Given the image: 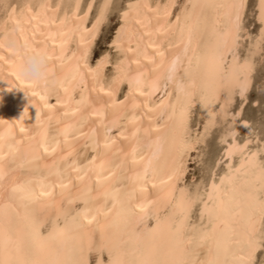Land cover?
Returning <instances> with one entry per match:
<instances>
[{
	"label": "bare ground",
	"instance_id": "bare-ground-1",
	"mask_svg": "<svg viewBox=\"0 0 264 264\" xmlns=\"http://www.w3.org/2000/svg\"><path fill=\"white\" fill-rule=\"evenodd\" d=\"M112 1L109 0L110 4ZM104 2L105 0H0V57H3L0 59V157L3 158L0 160V165L8 170L10 177L31 178L34 181L45 180L55 171L56 165H62L61 157L64 153L61 148L42 160L35 159L31 153L26 154L24 158L14 153L17 148L22 150L26 148L27 143H35L32 137L41 140L45 134L49 147L54 145V138L57 137L62 144L63 138L60 133L68 124L79 128L81 122L93 109L99 110L101 103L108 101L101 88L104 91L109 89L121 61L124 62L121 71L131 70L132 75L139 76L141 81L139 91L133 92L135 107L130 100L126 107L109 110L107 122L118 120L121 130L128 139L118 141L126 147V161L100 194L103 197L104 191L109 193L107 206H104L101 198L93 212L95 221L79 232L69 231L62 237L66 245L72 248L81 241L86 244L89 235L94 234V248L85 254L87 264H108L107 246H118L130 256L149 245L168 247L172 241L166 235L164 225L169 221L175 204L181 198V189L192 194L196 193L198 188L200 196L207 202L206 189L212 183V174H216L215 183L219 184V177L227 171L228 163L232 164L233 169L240 167L244 156L257 148V144L251 146L249 143L248 150L243 156L235 154L229 159L225 154L227 146L233 143V140L238 146H243L246 141H252L249 133L251 126L247 119L238 121L234 125L238 120L240 108L235 113H230L235 95H240L238 88L230 95L227 103L224 99L225 94H221L219 102L212 105L211 120L209 111L196 102L184 124L181 125L182 104L177 100L175 85L165 80L167 67L177 57L184 66H187L191 60L195 69L197 61L203 64L204 58L211 55L218 42V33L225 26L224 10L216 5L230 3L232 0H127L122 8H119L120 24L111 41L113 47L116 41L120 45L119 49L115 46L113 53L107 50L92 61L94 43L103 24L107 22L109 10L112 8L107 11L105 19L93 32L92 28L88 29L92 11L88 9V5L91 3L96 8L91 19L94 23L99 5ZM247 2L248 0H244L243 38L236 56L240 62L248 57L256 64V57L264 47L260 40L261 29L264 28V24L260 21L261 0H255V18L259 22L255 34L250 33L244 25ZM130 4L139 7L130 9L128 7ZM193 5L196 7L193 8ZM126 12L129 15L125 18ZM178 15L179 21H177ZM118 32L119 37H117ZM242 47L245 48L243 53ZM250 47L254 54L249 53ZM85 48L89 55L87 60L83 61L80 60V56ZM129 49L131 51H128ZM24 52H44L51 57L47 60L49 69L47 83L42 81L34 84L19 76L17 65L20 54ZM101 57L105 60L97 72V61L101 60ZM226 60L232 63L233 56L226 55ZM78 61L80 68L77 73L75 70ZM73 76H75L74 81H72ZM65 78L71 82H66V86L69 87L67 94L58 83ZM123 88L124 93L120 95ZM140 92L144 95H140ZM128 94V81L125 80L119 85L115 98L119 102ZM57 97L62 103H69L68 116L64 115L66 109L57 104ZM82 97L85 102L79 106L82 113L72 116V110L77 107L75 102L80 101ZM45 100L47 105L56 107H46ZM88 104H92V108L83 111ZM222 104L223 110L220 107ZM197 105L204 122L201 131L193 134L190 118ZM38 109L41 114L39 125L36 120ZM228 116L232 117V120L230 119L232 122L224 127L221 141L225 142V145L221 149L220 156L215 160L219 162L224 159V167L217 173V164H214L216 169L212 168L211 176L207 181L200 180L201 183L191 188L184 182L186 161L190 151L196 148L198 143H203L219 119L228 120ZM91 119L95 120L96 117L92 116ZM21 128L25 131L21 132ZM239 128H245L247 131L242 139L236 136ZM83 132L90 133V127L85 126ZM115 133L114 128L113 135ZM133 133H136L135 137ZM230 133H234V137ZM76 135H79V132ZM91 145L90 136L84 135L78 141H73L69 151L73 153V157L76 153H83L84 157L91 159L95 154ZM87 159H82V162L87 163ZM133 159L135 163L132 162ZM178 164H182L183 171L176 179L173 177ZM146 167L148 177L156 184V188L153 189L152 184L149 183L144 198L137 196L135 199H130L129 194L134 187V179L129 177L134 178L143 174ZM4 183L11 184V179ZM2 187L3 185L0 184V215H2V206L7 203V212L14 227L18 226L27 231L33 221L42 222L45 224V228L42 229L45 235L54 227L59 229L65 227V220L61 215L62 206L58 199L43 198L42 205L24 208L17 198L5 200ZM253 187L257 190L256 195H262L259 191L260 184L255 181V177L246 169H241L235 174L232 185H225L215 194L214 201L209 203L220 205L219 220L215 221L219 231L224 229L225 223L239 227L247 221L252 208L248 195ZM116 189H121L117 207L109 212L108 210L112 208V193ZM203 207V203L197 202L191 208L185 231L186 239L189 236L193 237L191 250L195 254L190 256V259L198 262L208 258V247L215 246L216 243V236L212 235L213 222H210L207 214L201 216ZM101 212L107 215H101ZM77 224H80L79 220ZM260 228L257 219V236L260 234ZM205 232L209 234V238L201 242L199 236ZM263 246L257 244L251 256L252 264H258V251Z\"/></svg>",
	"mask_w": 264,
	"mask_h": 264
},
{
	"label": "snow or ice",
	"instance_id": "snow-or-ice-1",
	"mask_svg": "<svg viewBox=\"0 0 264 264\" xmlns=\"http://www.w3.org/2000/svg\"><path fill=\"white\" fill-rule=\"evenodd\" d=\"M93 7L94 5L91 3L88 5L89 10ZM110 7L109 0H105L104 3L99 5L96 20L92 26L93 32L103 22ZM128 7L132 9L139 6L130 4ZM195 7L196 5H193V8ZM216 7L224 10L225 26L218 33V42L211 55L204 58L203 64L197 61L195 69L192 67L191 60H189L187 66H184L179 57L167 67L165 80L167 83L175 85L177 100L182 104L181 125L184 124L196 102L209 111L211 120L213 115L212 105L219 102L222 93L225 94L224 99L227 103L230 95L238 88L241 99H243L255 71V64L248 57L240 62L236 56V51L240 48V41L243 38L242 10L245 7L244 0H232L230 3L219 4ZM259 7L261 11L260 21L261 24H264V0H261ZM128 15L127 12L124 13L125 18ZM179 20L180 16L178 15L177 21ZM119 34L118 32L117 37H119ZM260 40L262 46H264V28L261 29ZM114 46L118 49L120 47L116 41H114ZM128 51H131V49ZM249 53L254 54L251 47ZM88 55V50L85 48L80 60L86 61ZM226 55L233 56L232 63L227 62ZM0 59H3V57H0ZM46 59H51V57L46 55ZM104 60L105 58L101 57V60L97 61V72L102 67ZM123 63L121 61V64L117 66V75L113 76L109 89L104 91L101 88L104 95L108 97V101L102 102L99 110L93 109L87 118L81 122L79 128L68 124L60 133L63 138L62 144L60 138L57 137L54 138V145L49 147L45 134V137L41 140L32 137L31 139L35 143H27V147L23 150L21 148L15 150L14 155L19 154L21 158L31 153L35 159L42 160L61 148L64 153L61 157L63 163L55 166V171L51 173L50 177L40 181H34L31 178L10 177L8 170L0 165V184L3 185L2 194L5 200L17 198L20 200L22 207L29 208L42 205L43 198L58 199L62 206L61 215L65 220L63 229L54 227L46 235L42 231L45 224L38 221H33L30 228L25 231L18 226H13L7 212L8 204L5 203L2 206V215H0V264H87L85 254L91 252L94 248V234L89 235L86 244L81 241L72 248L66 245L62 237L69 231L79 232L95 221L96 218L93 212L96 205L100 203L101 198L105 207L108 203L109 193L104 191L103 197H101L102 190L106 188L107 182L117 175V170L127 159L126 147L118 141L127 140L128 137L121 130L118 120L113 119L110 123L107 122L109 110L126 107L130 100L133 102V107L136 106L133 92L139 91L141 81L139 76L132 75L131 70L122 72L121 66ZM132 63L136 62L132 61ZM79 68L78 61L75 70L77 73ZM74 80L75 76L72 77V81ZM125 80L128 81L129 94L125 95L124 100L117 102L116 92L119 90V85ZM44 81L47 83V78ZM66 82L71 83L67 81V78L58 82L59 87L65 94L69 92ZM139 94L144 95L143 92ZM42 99L45 98L42 97ZM75 103L77 107L72 110V116L82 113L79 106L85 102L82 97L80 101ZM57 104L66 109L64 115L68 116L69 103H62L60 98L57 97ZM45 106L49 108L56 107L55 105H47L46 100ZM220 107L223 110L224 105L222 104ZM87 108H92V104H88L83 111H87ZM92 116H95L96 119H91ZM36 120L37 125H39L41 120L39 109L36 112ZM85 126L90 127V133L83 132ZM114 128L116 129L115 135H113ZM261 130L264 132V121L261 123ZM24 131L21 128V132ZM77 132H79V135H76ZM230 134L233 137L235 135L234 133ZM84 135H89L92 140L91 146L95 154L91 156V159L84 157L83 153H76L73 157V153L69 151L73 141H78ZM135 135L136 133H133V137ZM261 139L264 140V136ZM249 143L250 141H246L243 146H238L233 140V143L226 148V156L229 159L235 154L243 156L248 150ZM134 151L135 149H133ZM120 157H123V159H118ZM2 159L0 157V160ZM82 159H87V163H83ZM132 162L135 163L136 161L133 159ZM21 168H23V165H21ZM241 169H246L250 175L255 177V181L260 184L259 191L262 195H256L257 190L253 187L248 195V199L252 202V208L247 221L239 227L225 223L224 229L219 231L215 221L219 220L220 205H210L209 202L214 201L215 194L219 193L225 185L233 184L235 174L239 173ZM182 171V164H178L173 178L178 179ZM9 179H11V184L4 183ZM129 179H134V187L129 194L130 199H135L137 196L144 198L149 183L152 184L153 189L156 188V184L148 177L147 167L143 174L134 178L129 177ZM219 179L220 183L216 184V174H212V183L206 189L207 202L200 196L198 188L197 192L192 194H188L181 189V198L175 204L169 221L164 225V231L172 241L168 247L160 248L149 245L130 256L118 246H107L108 264H252L251 256L257 244L264 245V143L257 141L256 150L244 156L240 167L233 169L232 164L228 163L227 171ZM120 191L121 189H116L112 193V208L108 210L109 212L117 207ZM197 202L203 203L201 216L203 217L205 214L209 216L210 222H213L212 235L216 236L215 246L208 247V258L199 262L190 259V256L195 254L191 250L193 237L185 238L188 214ZM101 215L107 214L101 212ZM59 218L57 217V219ZM257 219L261 225L259 236H257L256 231ZM78 220L80 224H77ZM193 231H195V227H193ZM218 231L219 235H217ZM208 238L209 234L207 232L201 233L199 236L201 242ZM101 239L103 240V234H101Z\"/></svg>",
	"mask_w": 264,
	"mask_h": 264
},
{
	"label": "rangeland",
	"instance_id": "rangeland-1",
	"mask_svg": "<svg viewBox=\"0 0 264 264\" xmlns=\"http://www.w3.org/2000/svg\"><path fill=\"white\" fill-rule=\"evenodd\" d=\"M127 0H113L109 10V16L107 22H105L100 30V33L94 43L92 49V61L96 60L98 56L109 51L113 53L114 47L111 44L112 38L118 30L120 24V9ZM114 2V3H113ZM255 0H248L245 13H244V25L250 33L255 34L259 22L255 18ZM95 7L92 8L91 15L88 21V29H91L93 22L91 19L95 12ZM119 14V15H118ZM90 23V24H89ZM245 42V41H244ZM111 44V45H110ZM111 47V48H110ZM110 49V50H109ZM243 50V51H242ZM245 48H241L243 53ZM124 88L120 91L122 95ZM240 108V114L237 115L236 122L243 119H247L250 123L249 133L251 135L250 145L254 146L257 141H264L261 139L264 136V132L261 130V123L264 121V47L260 54L256 57L255 71L253 73L252 83L249 89L246 91L243 99L239 94L235 95L234 100L230 106V113H235ZM191 132L193 134L199 133L204 122V117L199 112V106H195L191 116ZM232 117L228 116V120H218V123L211 128L205 140L196 145V148L190 151L186 161V173L184 176V182L191 188L201 182L207 181L211 176L212 168L216 165L217 173L224 167L225 160L222 159L219 162L217 157L220 156L222 147L225 142L221 141V134L224 132L229 122H232ZM225 127V128H224ZM247 131L245 128H239L237 132V138L242 139L246 136ZM216 162V163H215ZM220 163V164H219ZM203 180V181H202ZM200 182V183H201ZM264 247V246H263ZM260 248L258 251V264L264 263V248Z\"/></svg>",
	"mask_w": 264,
	"mask_h": 264
},
{
	"label": "clouds",
	"instance_id": "clouds-1",
	"mask_svg": "<svg viewBox=\"0 0 264 264\" xmlns=\"http://www.w3.org/2000/svg\"><path fill=\"white\" fill-rule=\"evenodd\" d=\"M17 71L22 79L40 83L47 78L48 65L44 52H24L20 54Z\"/></svg>",
	"mask_w": 264,
	"mask_h": 264
}]
</instances>
